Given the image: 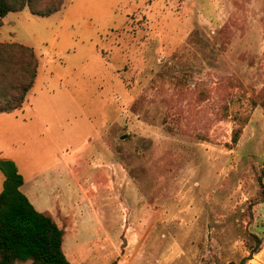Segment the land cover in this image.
I'll list each match as a JSON object with an SVG mask.
<instances>
[{
	"label": "rangeland",
	"instance_id": "374dc122",
	"mask_svg": "<svg viewBox=\"0 0 264 264\" xmlns=\"http://www.w3.org/2000/svg\"><path fill=\"white\" fill-rule=\"evenodd\" d=\"M0 42L38 58L2 158L33 179L69 157L77 213L119 219L66 236L73 264H264V0H63Z\"/></svg>",
	"mask_w": 264,
	"mask_h": 264
},
{
	"label": "trees",
	"instance_id": "16d2710c",
	"mask_svg": "<svg viewBox=\"0 0 264 264\" xmlns=\"http://www.w3.org/2000/svg\"><path fill=\"white\" fill-rule=\"evenodd\" d=\"M0 0V26L10 12L28 7L32 14L47 16L61 8L63 0ZM16 54V55H15ZM38 67V58L32 47L19 42H0V112L20 109L31 89ZM235 140V139H234ZM3 174L0 190V264H72L62 244L64 227L59 225L49 211H39L20 189L23 177L14 162L0 157ZM238 262L246 264L251 255Z\"/></svg>",
	"mask_w": 264,
	"mask_h": 264
},
{
	"label": "crops",
	"instance_id": "0c3cea01",
	"mask_svg": "<svg viewBox=\"0 0 264 264\" xmlns=\"http://www.w3.org/2000/svg\"><path fill=\"white\" fill-rule=\"evenodd\" d=\"M10 13L4 16L3 25ZM22 108L23 106L20 109L13 110L11 112H0V121H2V116L10 113H16ZM60 156V162L56 171H53V173L49 170L44 171L41 174L36 175L33 179H27L23 176V183L20 186V189L27 195L28 199L37 210L49 211L55 221L64 227L62 247L68 258L66 250L69 248L66 245V236L71 239L72 237L75 238L74 241L73 239L71 240V249L75 251L78 248V251L83 253V236L90 234L107 236L110 234L109 227L111 226L112 229H115L114 234L117 235L121 229H119L118 226V217L113 220L114 222L112 221V225H109V223L105 225L104 223L107 221L104 222L101 216L93 218L90 213H77V198H72L71 195L75 191L74 188L79 185V180L72 169L70 158L64 155ZM0 157H3L1 145ZM4 158L7 157L4 156ZM9 159L13 158L10 157ZM73 168L77 167L74 166ZM72 205L74 206L73 210H70L69 206ZM134 211V208H130L129 216L133 215ZM134 223L135 221L130 222L125 228L127 235H129V229L131 228V225H134ZM121 226L123 225L121 224ZM131 245H133V243L128 240L127 246ZM16 264H29V262L19 261Z\"/></svg>",
	"mask_w": 264,
	"mask_h": 264
},
{
	"label": "water",
	"instance_id": "95a60500",
	"mask_svg": "<svg viewBox=\"0 0 264 264\" xmlns=\"http://www.w3.org/2000/svg\"><path fill=\"white\" fill-rule=\"evenodd\" d=\"M125 135H122V137H124Z\"/></svg>",
	"mask_w": 264,
	"mask_h": 264
}]
</instances>
